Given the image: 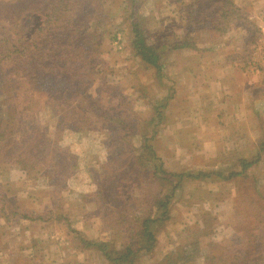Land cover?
<instances>
[{
	"label": "rangeland",
	"instance_id": "rangeland-1",
	"mask_svg": "<svg viewBox=\"0 0 264 264\" xmlns=\"http://www.w3.org/2000/svg\"><path fill=\"white\" fill-rule=\"evenodd\" d=\"M52 1L0 0V53L22 35L27 36L35 20L42 22ZM237 1L240 3L234 0L235 4L245 3L241 5L240 26L233 25V32L220 38L221 30H210L205 24H201L202 28L193 26L188 14L194 0H105L102 15L86 20L93 37L109 51L101 56L93 52L88 69L96 61L95 73H91L94 81L88 92L92 97L101 98L96 104L97 112L104 117L116 116L115 121L108 122L103 132L64 130L61 133L56 129L59 120L53 108L42 103L36 108L37 114L27 112L31 102L26 106L24 94L18 96L17 105L25 108V130L39 126L36 133L40 134V140H35V144L46 141L49 147L46 153L50 156L44 155L45 166L37 162L31 166L37 160L24 162L26 156L18 154L21 146L13 143L18 138L7 145L9 138L2 144L0 139V264H101L103 253L87 247L85 242L114 241L115 248L122 249L128 228L126 222L116 224L113 207L132 212L137 208L135 202L139 204L136 199L146 193L150 196L158 186L172 193L169 218L157 232L153 252L142 254L137 264H163L167 252L193 239L200 246L194 264H206L204 255L210 256L217 246L227 247L246 236L248 226L256 224L258 213L263 211L258 192L264 194V150H259L264 139V102L259 105L260 114L250 120L251 124L246 126L245 122L239 128L245 133L239 134L238 141L236 134L229 138L221 131L219 126H224L226 120L224 108L216 101H225L233 95L249 103L242 90L245 85L250 89L248 95H264V0ZM33 12L34 20L30 18ZM13 18H17L15 23ZM135 23L143 30L148 45L162 55L163 68L158 69L133 55ZM226 25L227 20L221 29ZM114 35L121 36V49L114 46ZM185 39L189 46L178 50L172 47ZM229 63L240 75L235 74L233 80L226 81L229 86L226 85L225 92L217 87V92L205 95L204 88L210 89L207 76L214 79L221 73L229 75ZM198 87L203 90H197ZM26 94L30 99L32 91ZM42 95L47 92L42 90ZM87 98L82 96L76 101L87 103ZM194 126L213 132L193 133ZM120 131H125L127 137L120 151L124 154L120 157L122 160H117V173L122 181L119 198H113L109 205L107 200L98 197L97 191L101 190V183L111 191L114 186L103 184L106 180L99 177L114 157L115 151L108 148V142L111 136H119ZM28 132L27 137L34 135L33 130ZM143 137H150L160 158L156 162L149 160L144 169H152L153 173L157 163L160 171L163 166L168 173H180L184 179L178 188L154 184L143 173L137 178L139 186L132 184L141 170L134 157L144 151ZM102 151L104 163L96 164ZM242 156L257 159L242 175L225 180L214 174L241 171L239 158ZM22 163L28 168L22 169ZM52 171H56L53 178ZM207 172L211 176H184ZM180 179L178 175L172 178L175 182ZM84 193H89V197L85 198ZM146 208L143 205L138 210L144 212Z\"/></svg>",
	"mask_w": 264,
	"mask_h": 264
},
{
	"label": "trees",
	"instance_id": "trees-1",
	"mask_svg": "<svg viewBox=\"0 0 264 264\" xmlns=\"http://www.w3.org/2000/svg\"><path fill=\"white\" fill-rule=\"evenodd\" d=\"M194 2L191 3V10L188 14L193 26L202 28L201 26L203 25L201 24H205L209 25L208 29L210 30L213 29L217 32L221 30L219 38L221 35H225L233 25L240 26L239 21L242 19L241 7L237 6L234 0H194ZM105 9V0H53L43 14V21L38 23V20H35L27 36L24 34L25 36L22 35L17 40L20 44L16 41L0 53L1 144L7 138L9 139L6 145L18 138V141L13 143H17L16 146L18 144L21 146L22 150L18 154L26 156L24 162L29 163L33 158L37 160H33L34 163L31 166L36 165V162L41 167L46 165L47 162L44 155H49V152L46 153L49 147L44 140L35 144V140H40V134L37 135L36 133L39 126H26L28 129L27 131L25 130L23 123V111L25 108L20 109L16 103L20 94H24L26 106L31 102V108L29 107V110H26L27 112L37 114L39 110L37 111L36 108H39L42 103L44 107L53 108L55 116L59 120L56 129L61 133L64 130L103 132L107 128L105 126L109 125L108 122L115 121L113 118H116V116L104 117L97 112L99 106L96 104L100 103L101 98L92 97L88 92V89L93 87V82L91 83V81H94L91 73H95L94 65L96 61L88 69L91 64L90 58H93V52L97 51L98 56H101V53H108L109 51L106 46H102L103 44L100 40L97 41L96 36L93 37L94 33L91 31V25L88 22L86 24V20L94 18L90 16H101ZM2 12L7 13V10L3 9ZM26 14L32 15V13ZM34 15L35 12L30 17L33 20L35 19ZM16 19L13 18L12 23H15ZM226 20V28L222 30L221 26ZM135 25L132 40L133 55L139 57L141 61L147 64L156 66L158 69L163 68V63L160 62L162 55L157 49L148 45L143 30L139 29L137 23ZM30 34L33 35L29 37ZM116 37L117 35H114L113 41ZM187 39L172 47L184 48L187 45L189 46ZM93 44L95 47H93ZM30 90L32 94L30 99H28L26 92ZM42 90L46 91L47 95H42ZM82 96L85 98L87 96L92 97V100L87 98V103L76 101L77 99H82ZM108 106H111V104ZM98 121L103 127L99 126ZM89 123H94V125H88ZM28 130H33L34 135L27 137L29 134ZM112 132L115 133L114 130ZM120 133L121 131L118 133L119 136H111V141L108 142V148L110 147L111 150L115 151L114 157L113 159H108L109 164L99 177L103 181L106 180L103 184H112V187L114 186L111 191L101 183V190L97 191L98 197L101 196L107 200L109 205H112L111 200L113 198H119L120 182L122 181L117 173L119 170L117 166L119 162L117 160H122L120 157L124 154L120 151L123 150V144L126 143L123 140H126L127 137L124 135L126 134L125 131ZM52 146L56 148L55 144ZM142 146L144 151L140 155L135 154L134 157L141 170L137 173L135 179L131 181L132 184L139 186V179L137 178L143 173V176L154 184L159 182L164 187L171 184V187L178 188L180 182L184 179L180 173H168L163 166L160 171L161 166L157 163L154 165L156 168L153 173L152 169L149 171L144 169L145 165L148 166L149 160L156 162L160 158L156 155V151L152 143H150V137H143ZM259 150H264V139L260 144ZM239 161L242 168L241 171H232L228 175H224L221 172H214V174L229 180L235 175L245 173L255 164L257 159L248 160V158L242 156ZM17 163L19 164V162ZM21 165L22 169L28 168L24 163ZM147 172L149 174L146 176ZM55 173L56 171H52L50 177L53 178ZM177 175L181 179L175 182L172 178ZM46 176L48 177V175ZM184 176L199 178L208 177L211 174L208 172L196 175L185 173ZM153 183L150 184L153 185ZM259 192L258 199L263 201V211L258 213L259 218L256 224L249 225L245 231L246 236H241L239 239L237 238L235 241L230 242L229 246L220 247L215 245L217 249L212 250L214 253L211 252L210 256L204 255L206 264H263L264 194ZM171 195L172 193L164 192L162 187L158 186L150 196L146 193L143 198H137L139 200L136 199V201H139V204L137 205L135 202V207L137 208L132 212L122 209L118 210L117 207H113L116 210V216H113L116 224L119 226L126 222L128 228V237L124 242L125 244L122 245V249L115 248L114 241H87L85 242L86 246L99 249L109 264H137L140 256L144 253L153 252L157 244V232L169 218L168 206L171 201ZM143 205L147 207L144 212L143 209L138 210ZM25 217L28 219L34 218ZM111 226L114 225L112 224ZM193 240L167 252L163 264L196 263L200 246L198 241Z\"/></svg>",
	"mask_w": 264,
	"mask_h": 264
},
{
	"label": "crops",
	"instance_id": "crops-1",
	"mask_svg": "<svg viewBox=\"0 0 264 264\" xmlns=\"http://www.w3.org/2000/svg\"><path fill=\"white\" fill-rule=\"evenodd\" d=\"M182 2L184 1V0H181ZM160 2V1H159ZM191 2V1H190ZM236 2L237 3H240L239 1H237L236 0ZM254 2H255V0H254ZM158 3V2H157ZM236 3V4H237ZM242 4H245V3H242ZM241 4V5H242ZM237 5H239V4H237ZM241 5H239V7H242ZM236 27H239V26H236ZM233 32V29H231L230 28V30L227 32V35L229 34V33H232ZM226 35V34H225ZM227 35H226V37H227ZM177 36H179V35H177ZM174 49H180V48H174ZM176 51V50H175ZM232 63H229V65H230V67H229V75H223L222 73H221V75L219 74V76H215L214 77V79H212L211 78V76L210 75H208L207 76V81L209 80L210 82L209 83H207L209 86H210V89H209V87H208V89L207 88H204V90L201 88V87H198L197 88V90L199 89V88H201V90H203V93L205 94V95H207V94H211V93H213L214 91H218V88H220L221 90V92L224 90V92L226 91V90H228L227 89V86L226 85H228V83H226V81H228V80H233V75H235V74H237L238 76L240 75V72H238L236 69H234V67L231 65ZM232 74V75H231ZM222 80L224 81L223 83H222ZM212 81H214V83H216L215 85H213L214 83H212ZM235 81V80H234ZM233 82V81H232ZM211 83H212V86H211ZM237 83V82H236ZM225 84V85H224ZM216 86V87H215ZM229 86V85H228ZM231 86H235V83H234V85H233V83H232V85ZM213 87V88H212ZM218 87V88H217ZM210 90V91H209ZM212 90V91H211ZM242 90H243V93H244V95L246 96V98H248V102L249 103H247V102H244L243 100H242V97H235V96H231L230 95V99H228L227 97H226V100L225 101H229V100H231L230 102H228V103H226L225 101H223V99H221V100H219V103H218V101H216V103H217V105H219V106H221V108H224L223 109V115L225 116V125L224 126H219L220 127V129H221V131L224 133V134H226L227 135V137L229 136V138H233V134H236V137H237V140L238 141H240V138H238V136H239V134H242V133H245L244 131H243V129H239V128H241V127H243L244 126V124H246V126H248V124H251V123H249L250 122V120H252V119H254V118H256L259 114H260V112H261V109L259 108V105L262 103V102H264V95L262 96V95H258V97H255V96H253V95H248L247 94V92H249L250 93V89H248L247 87H246V85L245 86H243V88H242ZM200 92V91H199ZM231 92H233V91H231ZM215 93V92H214ZM229 94H232V93H230V91H229ZM235 98V99H234ZM227 106H229V108L230 109H227ZM200 106H198V108H199ZM200 118H202V116L200 117ZM241 121V122H240ZM240 122V123H239ZM246 122V123H245ZM229 123H231L230 125H228ZM235 123H238V126L237 127H235L234 126V124ZM228 126V127H227ZM200 127L199 126H194V127H192L191 128V131L194 133L195 131L197 132L198 130H200V131H198L197 133H200V132H205V133H207L206 131H208V130H210L209 132H213V130H211V129H205V130H203V128H206V127H201V129H199ZM207 128H209V127H207ZM229 129V131H228V129ZM249 130V129H248ZM243 131V132H242ZM246 132H247V130H246ZM231 134V135H230ZM234 139H236V138H234ZM98 143V142H97ZM229 149H231V148H229ZM103 151H102V153H100V156H99V159L98 160H96V164L99 162V163H104L103 161H104V158H103ZM195 156V155H194ZM213 157V156H212ZM211 157V158H212ZM89 194V193H88ZM88 194L87 193H84V194H82V195H84V197L85 198H87V197H89L88 196ZM91 194V193H90ZM94 194V196L96 195L95 193H93ZM81 225V224H80ZM106 262L107 260L105 259V257H104V259L102 260V262H101V264H105V263H103V262ZM107 264H109V263H107Z\"/></svg>",
	"mask_w": 264,
	"mask_h": 264
},
{
	"label": "built area",
	"instance_id": "built-area-1",
	"mask_svg": "<svg viewBox=\"0 0 264 264\" xmlns=\"http://www.w3.org/2000/svg\"><path fill=\"white\" fill-rule=\"evenodd\" d=\"M121 40H122L121 36L117 35L116 39L114 40V42H115L114 46L117 48L119 47L121 49L122 48V41Z\"/></svg>",
	"mask_w": 264,
	"mask_h": 264
}]
</instances>
